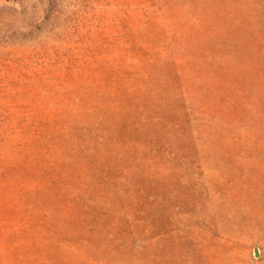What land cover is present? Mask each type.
<instances>
[{
  "label": "rangeland",
  "instance_id": "1",
  "mask_svg": "<svg viewBox=\"0 0 264 264\" xmlns=\"http://www.w3.org/2000/svg\"><path fill=\"white\" fill-rule=\"evenodd\" d=\"M0 264H264V0H0Z\"/></svg>",
  "mask_w": 264,
  "mask_h": 264
}]
</instances>
